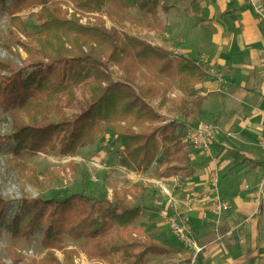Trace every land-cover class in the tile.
Wrapping results in <instances>:
<instances>
[{
  "label": "trees",
  "instance_id": "obj_1",
  "mask_svg": "<svg viewBox=\"0 0 264 264\" xmlns=\"http://www.w3.org/2000/svg\"><path fill=\"white\" fill-rule=\"evenodd\" d=\"M50 1L0 0V8L9 18L8 35L16 31L37 43L36 48L23 46L29 57L21 65L0 60V110L11 124L8 135L0 133V148L12 141L14 155L26 149L75 156L110 132L122 164L130 169L147 171L153 163L187 165L190 158L183 142L186 124L203 115L204 101L187 99L208 76L204 65L186 58L173 60L162 48L118 29H105L100 21L84 25L76 14L72 19L58 18L51 9L52 19L40 25L39 33L29 34L27 19L33 14L27 19L18 14L31 3L50 5L54 13H59L58 2ZM67 1L86 13H103L119 26L133 22L146 29L153 28L160 13L167 15L172 8V0ZM131 10L144 14L145 19H130ZM191 12L198 26L199 6L193 3ZM15 44L20 46L19 41ZM111 63L121 70L118 81L108 72ZM142 73L144 81L139 78ZM171 81L178 83L183 95L180 100L167 96ZM77 87L84 93L82 102L76 95ZM65 109L76 113L67 116ZM171 115H180L185 122H171ZM147 198L148 189L140 184L114 189L109 199L92 200L84 192L61 201L39 198L33 202L28 220L22 222L21 212L11 230L13 236L20 231L26 236L45 226L41 244L48 251L42 264H74L72 256L78 251L111 264H144L149 254L171 252L135 227L141 212L148 210ZM5 206L0 198V221ZM66 238L79 243L76 250L65 248ZM56 252L63 255L62 260Z\"/></svg>",
  "mask_w": 264,
  "mask_h": 264
},
{
  "label": "crops",
  "instance_id": "obj_2",
  "mask_svg": "<svg viewBox=\"0 0 264 264\" xmlns=\"http://www.w3.org/2000/svg\"><path fill=\"white\" fill-rule=\"evenodd\" d=\"M193 3L200 8L198 26ZM171 6L163 19L168 37L173 35L178 45L172 59L198 61L208 72L187 99L203 98V115L186 125L210 122L219 131L208 152L185 145L187 165L153 163L149 171L155 169V179L145 172L143 178L133 172L127 176L133 180L129 185L157 182L166 195L159 188L148 196L151 204L145 201L148 210L135 227L171 252L149 254L144 264H264V33L247 0H172ZM176 85L175 95L169 90L167 96L180 100ZM96 158L103 168L106 153L99 150ZM190 191L200 199L188 204ZM216 196L227 203L228 212H213ZM170 217L183 219L185 241L171 230Z\"/></svg>",
  "mask_w": 264,
  "mask_h": 264
},
{
  "label": "rangeland",
  "instance_id": "obj_3",
  "mask_svg": "<svg viewBox=\"0 0 264 264\" xmlns=\"http://www.w3.org/2000/svg\"><path fill=\"white\" fill-rule=\"evenodd\" d=\"M57 2L59 5H57ZM9 3L10 1L6 5ZM50 4H56L60 12L54 13L55 9H52L53 7L50 5H48L49 8L39 3H31L30 7L23 9L18 14L19 17L24 19H27L29 14H33L32 18L27 19V32L29 34L39 33L40 25L52 19L51 9L54 16L63 19H72L73 15L76 14L80 19L79 23L84 25H96L98 21L103 22L105 29H118L127 36L135 37L150 43L152 46L162 48L170 56L178 49L177 42L171 38L173 35L168 37L167 23L161 13L158 19L153 22V28L146 29L133 22H126L123 24L124 26H119L120 24L115 20L107 19L105 14L86 13L76 9L75 4L67 0H52ZM254 16L261 28V32L264 33V20L259 19L255 13ZM129 17L132 20L143 21L145 19V15L136 10L129 11ZM8 28L9 18L5 11L0 8V60L11 61L13 64L21 65V61H25L29 57L23 50V46L36 48L37 43L23 37L16 31L13 32L14 35H8ZM16 41H19L20 46H16ZM34 52L32 53L34 54ZM174 60L176 59L174 58ZM108 72L115 81L119 80L121 70L118 66L113 63L109 64ZM139 78L144 81L145 75L143 73L139 74ZM148 78L150 79V76ZM142 81H139L140 84L144 83ZM176 84V81H171L170 83V93L172 95H175L173 93L177 89ZM75 91L78 99L81 102L84 101V93L81 88L77 87ZM169 97L172 98L170 94ZM151 104L155 105L156 103L153 101ZM64 113L67 116H72L76 112L72 109H65ZM170 117L171 122L176 118L174 115ZM23 121L25 123L30 122L27 118H24ZM217 128L219 131L218 126ZM10 131L11 124L9 117L5 112L0 110V133L4 136L8 135ZM13 145L12 141H7L0 148V198L6 203L0 221V264H42V259L48 251L41 244L45 226L40 225L37 230L26 236L23 231L13 236V231L11 230L13 229L11 228L13 221L17 216H20L21 212L22 216L20 217L22 218V222L25 223L28 220L27 217L31 214L32 204L36 199H56L57 201H61L72 194L80 192H84L92 200L103 199L108 195L107 198L109 199L112 190L122 187L128 188L130 186L129 182L131 183L133 180L129 179L128 181L127 176L131 175V172L137 178H143L142 173L144 172L145 177L146 175L152 179L157 177L155 169L153 171H149L150 168L147 171H137L124 168L125 166L122 164L118 153V144L111 137L110 132L94 146L80 150L75 156H61L54 153H31L26 149L20 155H14ZM98 149L106 153L104 164L100 165L103 168H99V164H97L98 159L96 155L98 154ZM113 173L116 174L113 177L115 178L114 180L110 177ZM134 184H140L145 188L146 186L143 184H146L149 191L148 196H151L153 191L156 192L155 190L159 191V188L161 190L160 193L164 194H162V197L166 196L163 189L161 187L158 188L157 182L137 181ZM163 198L162 200L165 202ZM149 200V198L146 199L147 205L151 204ZM228 211L229 207L226 212ZM171 219H174V217H170ZM64 246L66 249L76 250L79 243L66 238ZM56 255L60 260L63 259L61 253L56 252ZM72 257L74 258V264H111L103 260L90 259L80 251ZM192 263H194L193 258Z\"/></svg>",
  "mask_w": 264,
  "mask_h": 264
},
{
  "label": "built area",
  "instance_id": "obj_4",
  "mask_svg": "<svg viewBox=\"0 0 264 264\" xmlns=\"http://www.w3.org/2000/svg\"><path fill=\"white\" fill-rule=\"evenodd\" d=\"M247 2L255 15L258 16L259 19L264 20V0H247ZM217 133L218 128L215 124L200 122L194 126L186 127L183 142L189 147L208 152L210 147L216 142ZM260 147L264 150V138L260 141ZM198 199H200V197L192 191L188 192L185 196V201L188 204ZM212 210L216 213L226 212L228 210V205L225 201L220 200L218 196H216L212 201ZM179 221H183V219L176 217L170 220L169 225L173 233L181 240H184L186 238L187 228L185 224L183 225V223ZM195 253L197 254L198 252ZM195 255L193 256V261Z\"/></svg>",
  "mask_w": 264,
  "mask_h": 264
}]
</instances>
